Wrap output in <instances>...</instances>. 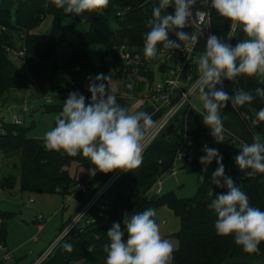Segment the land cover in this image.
Wrapping results in <instances>:
<instances>
[{
    "label": "trees",
    "instance_id": "16d2710c",
    "mask_svg": "<svg viewBox=\"0 0 264 264\" xmlns=\"http://www.w3.org/2000/svg\"><path fill=\"white\" fill-rule=\"evenodd\" d=\"M48 15L52 16L51 29L44 33L40 28ZM211 19L212 35L224 40L229 33L230 22L220 17L215 10ZM123 23L113 0H109L106 8L86 12L81 17L66 14L52 0H16L14 14L10 9L0 6V24L8 27V30L0 32V97L7 100L11 91L26 90L29 83L24 68L10 58L8 47L24 50L21 61L29 55L41 61H51L59 54L57 68H90L100 73H107L111 68L121 71L127 62L120 55L121 44L115 36L113 25ZM92 45L98 46L97 62L93 61L90 53ZM128 49L143 54V47ZM161 67L164 70L166 68L164 64ZM251 82L253 88L264 87L257 76H252ZM223 90L229 96L237 91H247L243 76L232 81L223 80ZM78 92L86 97V103L90 101L89 92ZM65 96V93L52 94L55 101L48 102L44 111L59 114ZM235 108L253 133H259L264 140V122L260 125L252 124L255 113L264 108L258 99ZM184 115L185 110H182L175 119L180 135L171 138L159 135L146 149L141 165L121 177L126 181L122 189L110 198H107L106 193L102 194L85 217L89 222L84 220L72 228L38 264H106L104 246L110 243L107 232L113 223H120L123 229L125 213L130 216L148 208L157 210L162 206L169 207L180 219V227L173 234L179 244L172 254L171 264H264V243L259 245L258 253L249 254L235 243L234 236L216 234L214 224L217 216L208 205L215 198V194L226 193L227 189L218 188L211 183L212 173L217 168L215 160L212 162L214 169L204 174V165L199 159L205 155L202 151L204 146L193 145L186 140ZM0 128V152L8 160L7 166L14 170L0 177V186L12 190L20 182L22 192L59 193L65 198L74 193L79 200L76 212L61 222L58 237L95 191L90 192L91 188L87 193L78 190L77 184L87 176L72 175L68 167L73 161L88 168L94 166L87 158L70 157L62 151L47 150L44 138L29 136V127L22 123L8 122L0 118ZM236 148H240L238 142L225 143L217 148L223 156L222 163L235 161V156L241 151ZM152 155H156L157 159L151 160L149 157ZM167 155L175 159L184 158L194 170L200 171L198 190L194 196L178 197L173 191L163 194H152L148 191L151 182L162 175L160 159ZM225 175L231 177L247 194L250 206L264 211V173L249 177L243 171L225 169ZM201 176L204 177L203 181ZM211 189L213 196L208 195ZM8 216L9 213L0 212L2 221ZM5 235L6 230L3 229L0 232V244H3ZM124 239H127V233ZM66 243L72 244L73 251L65 250Z\"/></svg>",
    "mask_w": 264,
    "mask_h": 264
},
{
    "label": "clouds",
    "instance_id": "9594fccd",
    "mask_svg": "<svg viewBox=\"0 0 264 264\" xmlns=\"http://www.w3.org/2000/svg\"><path fill=\"white\" fill-rule=\"evenodd\" d=\"M58 9L66 14L81 17L86 12H95L108 6L109 0H52ZM196 0H159L147 21L148 31L144 36L143 54L151 61L163 58L158 45L163 49L184 50L194 47L200 35L189 34L182 29L193 20ZM174 7V12L167 9ZM211 8L228 20L229 32L242 31L246 38L235 46L209 35L205 51L198 60L199 100L203 104V123L211 129L217 142L224 139L225 128L220 110L231 101L232 107L243 106L259 98L264 101V87L250 91H237L229 96L223 90V80H234L239 76H257L264 84V0H211ZM207 11L196 10L195 18L203 21L209 17ZM174 33L177 40L169 38ZM179 41V42H177ZM90 101L78 91L71 92L63 104L62 111L55 118V126L44 133V146L49 151L64 152L70 157L82 155L94 166L89 171L110 173L115 170L130 171L142 163L146 134L153 126L152 116L147 112H129L117 104L116 96L108 91L110 75L103 73L89 77ZM220 85V87H217ZM131 89L133 84H127ZM207 90V91H206ZM186 98V97H185ZM226 118V117H225ZM264 122V108L255 113L253 125ZM231 135V133H229ZM235 163L245 175L251 177L264 173V140L257 133L251 144L245 143ZM205 155L200 163L207 166L213 160L217 168L212 173L211 183L226 193L215 194L208 205L217 216L214 224L218 236H234V241L249 254L258 253L264 243V211L250 206L247 194L225 175L223 156L216 148L205 145ZM248 170V171H244ZM201 180L204 177L201 176ZM211 189L208 193L213 196ZM155 209L148 208L129 216L125 213L123 229L113 223L107 232L110 243L104 246L106 264H170L176 245L161 236ZM127 233V239H124ZM66 251H73L71 243L64 245Z\"/></svg>",
    "mask_w": 264,
    "mask_h": 264
},
{
    "label": "crops",
    "instance_id": "0c3cea01",
    "mask_svg": "<svg viewBox=\"0 0 264 264\" xmlns=\"http://www.w3.org/2000/svg\"><path fill=\"white\" fill-rule=\"evenodd\" d=\"M115 5L118 7V13L120 12V18L124 22L122 25L115 24L113 31L118 42L127 48H137L144 46V36L148 31L146 27L147 21L152 17V9L157 6L159 0H113ZM167 12L173 13L174 7H169ZM188 29H182V31ZM195 33L194 31L190 32ZM169 38L172 40H177L174 33H169ZM207 38L199 39L196 44L195 55H201L205 51ZM179 42V41H177ZM158 48H163L162 45H158ZM183 46H181L182 48ZM59 54L51 61H41L36 59L34 56L29 55L24 61V70L29 77L28 88L24 92L23 98L17 99L14 95H11L6 103L17 102V105L21 107L22 102L30 94L39 95L40 93L51 92L53 95L57 93H65L69 95L72 91H88L89 77H95L100 72L93 71L90 68L80 69H63L57 68L59 63ZM165 70L161 65L153 64L147 67H135L125 65L121 71L111 68L105 75H110L111 79L108 83V91L110 94L116 96L117 104L128 109L129 112H147L152 118H157L161 115V110L157 103L152 102L149 96L153 92L156 84L165 77ZM188 75V67L184 66L181 71V78L183 85L186 84ZM133 84V87L129 89L127 84ZM217 87H220L218 85ZM32 91H30V90ZM30 91V92H29ZM207 91V90H206ZM33 92V93H32ZM199 91H197L191 98V107L185 109L184 115V133L188 137L190 144L197 146L212 145V141L215 138L211 135V129L208 128L203 123L202 113L205 112L203 109L202 102L198 99ZM17 114V113H15ZM220 115L223 120L225 133L224 139L219 141L222 144L230 142H238L239 147L247 143L251 144L253 142V137L255 134L250 129V127L242 119L241 114L232 107L231 102L227 103L224 109L220 110ZM226 117V118H225ZM231 133V135H229ZM75 157H83L82 155H77ZM85 158V157H83ZM151 160L157 159L156 155L149 157ZM176 161L172 156H164L160 159L161 165L164 168L170 167ZM223 163L227 164V167H234V169L226 168L236 172L241 171L235 162L225 161ZM204 168V167H203ZM91 168L82 170V175L89 178L91 182V190H95L93 196L99 191L101 185L110 176V173H102L96 171L93 175L89 170ZM167 169V168H166ZM165 169V170H166ZM78 173V171H76ZM161 179V178H160ZM159 177L154 179L148 186V191L152 194L160 193L161 189L158 187L160 182ZM126 184L125 179L120 178L117 180L105 193L107 198L112 197L117 192H119L122 187ZM172 191V190H171ZM70 196L65 198L68 200ZM32 200V198L30 199ZM77 204L79 206V200L76 198ZM71 216V215H70ZM69 216V217H70ZM37 217V216H36ZM173 220L172 225L169 226L168 221ZM177 217L172 210H163L160 212V216L156 217L157 223L160 226L161 236L164 239L173 236V232L177 231L176 220ZM2 222V218L0 217ZM65 219H62V221ZM37 224V221L35 219ZM178 225V224H177ZM41 230H44V225H41ZM173 227V228H172ZM176 227V228H174ZM175 229V230H174ZM179 229V228H178ZM174 237V236H173ZM173 243L178 246V240L173 239ZM54 244L51 243L49 247ZM46 248L47 249H49ZM43 253H45V251ZM10 252V251H9ZM12 253V252H11ZM43 253L35 255L31 261L27 262L25 259L17 261V264H38ZM40 255V256H39Z\"/></svg>",
    "mask_w": 264,
    "mask_h": 264
},
{
    "label": "rangeland",
    "instance_id": "374dc122",
    "mask_svg": "<svg viewBox=\"0 0 264 264\" xmlns=\"http://www.w3.org/2000/svg\"><path fill=\"white\" fill-rule=\"evenodd\" d=\"M0 6L10 9L12 14H14L16 0H0ZM51 24L52 16L48 15L42 23L40 30L44 33H48L51 29ZM113 27H116V25H113ZM192 31L196 32L194 26L188 30H184L186 33ZM235 37L236 34L233 42ZM97 49L98 46L96 45L90 46V53L94 62L98 60ZM199 57L200 55L196 56L195 60L198 61ZM16 62L21 68H24V64L21 61L16 60ZM24 92L25 90H13L10 94L14 95V97L16 96L17 99H21L23 98L22 96H24ZM30 93L24 101H20L22 104H29L25 110L22 109V106H18L17 102L6 103L5 100L0 97V118L11 122L13 121V115L15 113H20L22 124L29 127L28 135L44 138V133L55 126V118L58 115V113L54 111H44L45 105L48 103L46 100L48 97H52V93L41 92L40 96H36L35 93L34 95ZM11 95L9 97H11ZM46 95L48 97H46ZM223 145L224 144L213 140L210 147L217 149ZM240 149L241 148H236V150ZM7 162L8 160L0 152V177L4 174L6 175L14 172L12 167L7 166ZM223 164L226 168H230L227 167L226 163ZM203 167L205 168V166ZM232 168L234 169V167L230 169ZM68 169L72 175L79 177L82 174V170L87 169V167L73 161ZM213 169L214 163H211L207 166V171L203 172L207 174ZM76 171H78V173H76ZM199 173L200 171L194 170L191 165L186 163L184 158L176 159L173 165L164 168L162 175L159 177V179L161 178L158 184V187L161 189L160 193L163 194L172 190L178 197L194 196L198 190ZM69 196L70 198L66 200L65 197L59 193L22 192L20 182H18L15 189L12 190L0 186V212L9 213V216L3 218L4 220L0 222V232L3 229L6 230L5 240L3 244H0V259L9 251L12 252L13 255L11 260H0V264H17V261L22 259L29 262L35 255L46 250L52 241H56L62 219L69 218L70 215L76 212L78 207L74 193ZM31 198L32 200H30ZM168 209L169 207L167 206H162L157 209L156 217L160 216L161 211ZM39 215L43 216L42 225L45 227L44 230H39L37 228L35 219L36 216ZM176 221L178 231L180 219L177 218ZM172 222L173 220L170 218L168 221L169 226L172 225ZM175 232L176 231L172 234ZM173 236L167 239L173 242V239L175 240ZM35 237L36 240L34 239Z\"/></svg>",
    "mask_w": 264,
    "mask_h": 264
},
{
    "label": "built area",
    "instance_id": "2783aa9c",
    "mask_svg": "<svg viewBox=\"0 0 264 264\" xmlns=\"http://www.w3.org/2000/svg\"><path fill=\"white\" fill-rule=\"evenodd\" d=\"M196 10L207 11L210 13V16L206 17L203 21H197L195 18ZM214 10L215 9L211 8V0H196V4L193 7V20L189 21L183 29H190L194 26L196 28V32L194 34L200 35L202 33L199 39L207 38L209 35H212L211 14ZM118 14H120V12ZM6 30H8V27L6 25L0 24V32ZM234 36L235 34H231L229 32L227 37L224 39L225 42L232 45ZM119 50L121 57L126 60L129 66L144 67L153 64H164L166 66L165 77L156 84L153 92L149 96V99L152 102L158 104L159 109L161 110V115L157 118H152L154 124L146 134L144 151L142 153L143 157L146 149L162 133L169 123L176 121V117L181 114L182 110L190 108L192 105L191 98L198 91L199 80L198 61L195 60L196 45L186 50H184L183 47L180 49L158 48V51L159 53H162L163 58L161 59L158 56L157 59L151 61L147 60L144 57V54H142L140 51L133 52L123 45L120 46ZM7 51L9 52L11 59L18 61H21L25 54L23 49H14L12 47H8ZM184 66L188 67L187 81L185 85H183L181 78V71ZM67 98L68 95L65 96L63 101L65 102ZM46 101L52 103L55 101V99L53 97H48ZM28 105V103L22 104V109L25 110ZM13 121L16 123H22L21 114H14ZM186 140L189 142L187 136ZM125 173V171L121 170L113 171L106 181L101 185L99 191L89 199V201L80 209V211L74 216L70 223L64 228V230L56 238L54 244H56L57 241L66 235L72 228L79 225L80 223H83L90 208L98 201L101 195L104 194ZM90 188L91 182L88 177H85L83 181L77 184V189L83 193H87ZM36 221L37 228L41 230L43 216H37ZM86 221L89 222V219L85 220V222ZM34 239L36 240V237ZM54 244L52 247L47 249L45 253H43L39 262L47 257V255L52 251ZM12 258V253L7 252L0 260H11Z\"/></svg>",
    "mask_w": 264,
    "mask_h": 264
},
{
    "label": "water",
    "instance_id": "95a60500",
    "mask_svg": "<svg viewBox=\"0 0 264 264\" xmlns=\"http://www.w3.org/2000/svg\"><path fill=\"white\" fill-rule=\"evenodd\" d=\"M245 38H246L245 34L242 31L238 30L237 35H236L235 40H234V46L238 42H240L241 40H243ZM243 79H244L246 90L250 91L251 89H253L251 77L243 76ZM257 99L262 104V106L264 107V101L260 100L259 98H257ZM160 135L161 136H169L170 138L174 137V136H179L180 130H179V125H178L177 121H172L171 123H169V125L162 131V133Z\"/></svg>",
    "mask_w": 264,
    "mask_h": 264
}]
</instances>
